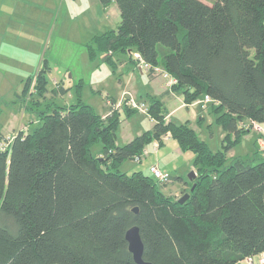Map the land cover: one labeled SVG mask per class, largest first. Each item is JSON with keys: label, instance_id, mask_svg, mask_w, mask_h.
<instances>
[{"label": "trees", "instance_id": "trees-1", "mask_svg": "<svg viewBox=\"0 0 264 264\" xmlns=\"http://www.w3.org/2000/svg\"><path fill=\"white\" fill-rule=\"evenodd\" d=\"M100 2L117 3L121 21L88 42L89 56L116 64L115 53L130 52L135 61L138 52L177 78L172 90L186 103L210 95L224 145L211 150L189 121L167 120L157 96L148 108L153 127L117 144L120 111L103 117L83 101L78 83V100L49 104L32 131L0 129V264H140L126 239L134 225L151 264H237L261 254L264 156L253 162L228 155L250 120L264 124V0ZM47 67L31 92L32 76L26 80L22 96L45 95ZM123 109L137 110L127 103ZM168 133L195 153L197 175L183 203L165 189L181 177L166 184L120 169L126 158L141 159L152 140L161 146Z\"/></svg>", "mask_w": 264, "mask_h": 264}, {"label": "rangeland", "instance_id": "rangeland-1", "mask_svg": "<svg viewBox=\"0 0 264 264\" xmlns=\"http://www.w3.org/2000/svg\"><path fill=\"white\" fill-rule=\"evenodd\" d=\"M120 21L119 7L115 2L105 8L100 0H0L1 131L6 134L11 133L14 128L32 131L40 123L39 113L42 110H50L49 104L75 103L79 98L78 83L81 82V98L99 113L107 110L108 98H119L125 92L133 93L134 88L141 92L136 96V100L144 101L148 108L152 96L162 98L166 111L169 112L168 120L176 123L189 121L199 138L206 141L211 150L222 149V134L225 130L218 122L219 113L213 106H196L194 109L197 114H194L189 106L179 107L183 95L181 92L174 91L177 96L165 95L163 98V77L150 78L148 74H142L141 70L131 63L130 52L115 53L113 60L116 64L105 60L106 55H98L95 58L89 56L88 42L97 34L117 28ZM44 63L48 66L47 91L42 97L36 98L34 95L33 102L30 101V95L21 94L30 76L33 79L30 92L34 89L36 75ZM129 77H132L130 82ZM56 81H63L66 88H72L64 95H57L54 91ZM174 108L176 109L173 110ZM120 113L117 140L118 135L121 137L124 130L130 127L132 135H135L150 130L154 124L149 111L136 110L127 115L121 108ZM253 135L260 133L257 129L250 130L233 147L230 155L238 152L244 158H253V162L261 160L264 156L263 150ZM158 144L156 140L147 143L144 149L147 152L141 154V159L126 158L120 169L129 174L143 171L153 175L150 167L158 163L164 172L181 177L176 181L179 189L189 187V173L193 170L190 167L195 165V153L182 150L174 137L164 140L161 147H158ZM101 146V143L95 144L93 152H99L98 148ZM168 189L170 190V187ZM237 264L246 263L241 261Z\"/></svg>", "mask_w": 264, "mask_h": 264}, {"label": "built area", "instance_id": "built-area-1", "mask_svg": "<svg viewBox=\"0 0 264 264\" xmlns=\"http://www.w3.org/2000/svg\"><path fill=\"white\" fill-rule=\"evenodd\" d=\"M134 59L139 61V65L141 68L146 69L148 73H150L152 76H163L166 79V86L168 89H172L174 84L177 83V78L174 77L170 72H168L166 69H164L162 66H152L150 63L145 61L143 57L140 55V53H135ZM124 95V94H123ZM216 100L212 99V97L208 94H206L203 98L197 99L192 103H201L203 107H205V104L209 102H214ZM110 105L116 106L117 104H114L111 100H109ZM129 104L130 106H133L134 108L142 111V112H148V106L144 101H137L136 97L133 93L130 92H125L124 97L121 98V103L118 105H123V104ZM246 127L250 129H257L260 133L257 142L259 147L263 150V155H264V124L250 120L248 122V125ZM144 152H147L145 150ZM151 172L152 174L156 177L157 180H159L162 183H170L172 181V176L166 172L163 171L159 167V165L153 164L151 167ZM244 262L246 264H264V252L257 256H248L247 258L244 259Z\"/></svg>", "mask_w": 264, "mask_h": 264}, {"label": "crops", "instance_id": "crops-1", "mask_svg": "<svg viewBox=\"0 0 264 264\" xmlns=\"http://www.w3.org/2000/svg\"><path fill=\"white\" fill-rule=\"evenodd\" d=\"M111 5H113V3L111 4ZM111 5H109V6H111ZM108 6V7H109ZM107 7V8H108ZM119 12H120V10H119ZM120 19H121V17H120ZM120 23V22H119ZM119 25V24H118ZM118 27V26H117ZM132 58H130V61H131V63L133 64V65H136L140 70H141V73L142 74H148L149 75V77L150 78H156V77H158V76H152V75H150L149 73H148V71L146 70V69H143V68H141V66L136 62V61H133V60H131ZM163 77V76H162ZM163 79H164V85L166 86V81H165V78L163 77ZM130 81H132V77H129V79H128V82H130ZM59 85V90L57 91V95H64V94H66V92L67 91H64V88H66V86L64 85V83H63V81L60 83V82H57L56 81V85ZM164 86V89H163V92L161 93V95H162V97L164 98V96L165 95H167V96H170V97H174V96H177L178 94L176 93V92H174L173 90H169L168 89V87L166 88ZM134 91H133V93L135 94V96H138V95H140L141 94V92H140V90H138V89H136V88H134L133 89ZM127 91H128V89H127ZM130 93H132L131 91H130ZM125 95V94H124ZM124 95H122L121 97H119V98H114L113 97V99H111V98H108L107 100H106V105H107V110L106 111H104V112H102V113H100V114H102V116L103 117H105V116H107L109 113H110V111H111V109H113V111L114 110H119L120 111V109L121 108H123V105H118L119 103H121V98L122 97H124ZM143 99V98H142ZM162 99V98H161ZM109 100H111L112 102H114V104H117L116 106H111L110 105V103H109ZM109 104V105H108ZM209 104L210 103H208L207 104V108L209 107ZM184 106H189V107H191L192 108V110H193V112H194V114H197L196 113V110L194 109V107H196V106H201V107H203V105L201 104V103H186L185 101H184V96L182 95V98H181V103H180V105H179V107H184ZM203 108H205V107H203ZM176 108H174L173 110H175ZM172 110V111H173ZM171 113V112H170ZM168 117H169V114H168V116H167V120H168ZM153 122L155 123V120H153ZM154 125V124H153ZM153 127V126H152ZM250 132V131H249ZM249 132H246L245 134H243L242 135V137H241V139L243 138V136L244 135H247ZM139 134H141V133H136L135 135H132V127H130L129 129H127V130H124V133L121 135V137H119V135H118V140H117V144H126V143H128V142H130L136 135H139ZM225 134H226V131L225 132H223V134H222V137H223V139H222V146L224 145V136H225ZM258 136L259 135H253V137L257 140V138H258ZM168 138H172V136L170 135V133H168L167 135H165L164 136V140H168ZM258 143V142H257ZM159 145V144H158ZM156 147V149H158V147H161L160 145L157 147V146H155ZM180 147V146H179ZM233 149V148H232ZM232 149H230L229 150V158H234V157H238V156H240V157H242L238 152H234V153H232V156L230 155V152H231V150ZM239 154V155H238ZM156 164V163H155ZM158 164V163H157ZM153 165V164H152ZM159 165V164H158ZM159 167H160V165H159ZM161 168V167H160ZM190 168H193V170L195 171V168H194V166H192V167H190ZM162 169V168H161ZM192 170V171H193ZM179 177V176H178ZM176 181L177 180H175L174 182H172V183H170L168 186H166L165 187V189L166 190H168V192L169 193H171L174 197H176V198H179V197H181V195L182 194H180L181 192L183 193L184 192V190H186V189H189L190 188V184H189V187H186V188H178L177 186H176ZM170 187V190L168 189Z\"/></svg>", "mask_w": 264, "mask_h": 264}, {"label": "water", "instance_id": "water-1", "mask_svg": "<svg viewBox=\"0 0 264 264\" xmlns=\"http://www.w3.org/2000/svg\"><path fill=\"white\" fill-rule=\"evenodd\" d=\"M196 171H191L189 173L190 180L196 177ZM195 184L191 187V190H194ZM190 196V193L187 192L183 194L178 200L183 203L185 202ZM135 212H138V207L134 208ZM126 239L129 243V250L132 252L133 257L136 262L140 264H151L143 259V251H144V243L141 237L140 228L137 225L131 226L126 231Z\"/></svg>", "mask_w": 264, "mask_h": 264}, {"label": "clouds", "instance_id": "clouds-1", "mask_svg": "<svg viewBox=\"0 0 264 264\" xmlns=\"http://www.w3.org/2000/svg\"><path fill=\"white\" fill-rule=\"evenodd\" d=\"M171 90H172V89H171ZM133 94H134V93H133ZM134 95H135V94H134ZM135 97H136V96H135ZM139 101H140V100H139ZM141 101H142V100H141ZM114 102H115V101H114ZM209 103H212V102H209ZM207 104H208V103H207ZM207 104H206V106H207ZM111 106H112V105H111ZM137 110H138V109H137ZM111 112H113V109H111L110 113H111ZM110 113H109V114H110ZM105 117H106V116H105ZM251 130H252V129H251ZM258 137H259V136H258Z\"/></svg>", "mask_w": 264, "mask_h": 264}]
</instances>
